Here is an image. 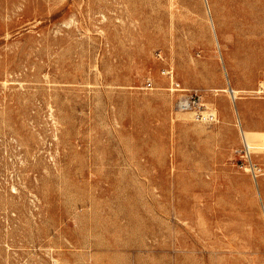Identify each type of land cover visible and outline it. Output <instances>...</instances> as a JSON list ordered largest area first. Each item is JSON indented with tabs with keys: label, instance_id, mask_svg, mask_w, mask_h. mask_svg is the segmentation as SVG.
Instances as JSON below:
<instances>
[{
	"label": "rangeland",
	"instance_id": "374dc122",
	"mask_svg": "<svg viewBox=\"0 0 264 264\" xmlns=\"http://www.w3.org/2000/svg\"><path fill=\"white\" fill-rule=\"evenodd\" d=\"M244 139L264 0H0V264H264Z\"/></svg>",
	"mask_w": 264,
	"mask_h": 264
},
{
	"label": "built area",
	"instance_id": "2783aa9c",
	"mask_svg": "<svg viewBox=\"0 0 264 264\" xmlns=\"http://www.w3.org/2000/svg\"><path fill=\"white\" fill-rule=\"evenodd\" d=\"M176 89L179 88V83H174ZM151 86V82H148ZM179 109L193 111L198 117L204 119L207 122L217 121V115L214 111L205 109L199 96L195 93H189L182 96L177 104ZM236 152L240 155L241 160L247 165V169L251 174L257 178L260 173H264V167H261L258 163L253 160V152L249 145L244 141L241 148H238Z\"/></svg>",
	"mask_w": 264,
	"mask_h": 264
},
{
	"label": "bare ground",
	"instance_id": "6f19581e",
	"mask_svg": "<svg viewBox=\"0 0 264 264\" xmlns=\"http://www.w3.org/2000/svg\"><path fill=\"white\" fill-rule=\"evenodd\" d=\"M91 1V0H90ZM98 3V2H97ZM102 5V4H101ZM104 6V5H103ZM106 7H107V5H106ZM102 8V7H101ZM92 9V8H91ZM97 9V8H96ZM99 9H100V7H99ZM107 9V8H106ZM93 10V9H92ZM92 10H90V11H92ZM89 11V12H90ZM94 11V10H93ZM105 11V10H104ZM91 13V12H90ZM98 13H100L99 11H98ZM106 14V13H105ZM95 15V14H94ZM97 15V14H96ZM167 70V69H166ZM170 72V71H169ZM227 90L230 92V94L232 95V97L233 98H236V96H237V94H238V90L236 89V88H234V87H232V86H229L228 88H227ZM244 141L249 145V147H250V149H251V151L252 152H254V153H259V152H264V140H256V141H248V140H246V139H244ZM26 142H27V140H26ZM25 142V143H26ZM262 155V154H261ZM247 169V168H246ZM256 180V179H255ZM257 183V182H256ZM263 201H264V199H263ZM262 201V202H263ZM263 207H264V204H263Z\"/></svg>",
	"mask_w": 264,
	"mask_h": 264
},
{
	"label": "crops",
	"instance_id": "0c3cea01",
	"mask_svg": "<svg viewBox=\"0 0 264 264\" xmlns=\"http://www.w3.org/2000/svg\"><path fill=\"white\" fill-rule=\"evenodd\" d=\"M260 185H261L262 191L264 193V177L260 179Z\"/></svg>",
	"mask_w": 264,
	"mask_h": 264
}]
</instances>
